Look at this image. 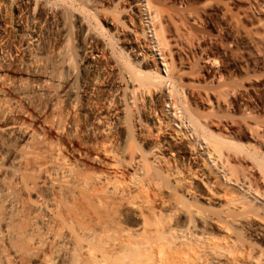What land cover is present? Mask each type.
<instances>
[{"label": "bare ground", "instance_id": "1", "mask_svg": "<svg viewBox=\"0 0 264 264\" xmlns=\"http://www.w3.org/2000/svg\"><path fill=\"white\" fill-rule=\"evenodd\" d=\"M124 1L116 0L112 20L103 25L89 13L81 16L71 0H0V264H264L262 123L248 115L236 129L220 114L203 113L212 109L210 93L196 96L187 85V97L184 77L175 81L171 53L167 62L156 50L153 70L140 43L125 37L134 62H115V89L85 127L103 138L86 163L24 124L23 103H31L35 91L21 75L31 71L45 78L39 97L53 112L52 125L63 129V111L82 91L76 70L86 73L103 55L97 35L108 33L110 47L120 44ZM12 7L17 23L8 32L2 16ZM155 35L157 48L168 44L162 32ZM50 57L68 73L65 80L54 77L55 87ZM122 107L131 141L124 161L112 146ZM137 131L150 142L147 151L135 142Z\"/></svg>", "mask_w": 264, "mask_h": 264}, {"label": "rangeland", "instance_id": "2", "mask_svg": "<svg viewBox=\"0 0 264 264\" xmlns=\"http://www.w3.org/2000/svg\"><path fill=\"white\" fill-rule=\"evenodd\" d=\"M47 1L51 4L58 2V0ZM71 1L73 7L81 10L79 12L81 16L84 17V13H89V16L98 17L103 25H106L105 21L112 20V14L117 8L116 0ZM125 1V5L129 3V7L126 9V13L120 15L125 26L117 34L120 44H116V46H113L114 43L112 44L113 48L115 47L112 55L108 33H104L105 36H103L95 30L99 33L95 44L104 52L103 55L91 62V67L86 73L76 70L77 85H82V91L77 96L74 107L63 111V129H58L55 124L52 125L53 112L46 107L48 103L46 99L39 97L38 84L45 78L31 71L21 75L35 91L34 100L31 103H23L22 120L31 131L42 139L59 145L68 158L86 163L94 154V146L97 142H102L103 138L90 136L85 132V127L99 113H102L100 110L101 100L115 89L114 82L117 69H119V65L115 62L119 60L118 57L128 61L132 59H130L131 56L129 57L130 54H127L128 50L125 44L127 37L134 41L137 40L136 44L140 43L137 45L142 49L141 54H147L146 57L148 56L149 60L146 62L148 61L147 63L153 70L155 66L152 63V61L154 62L153 56L158 59L159 53H164L163 55L169 62L168 52L173 55L171 58L175 59L176 69H181L180 71L175 69V78L178 75L175 81L180 82V78L184 77L182 85L185 84V88L187 87L184 90L186 92L192 90L193 94L196 92L194 94L196 96L197 92L199 95L206 94V91L207 94L210 93L209 99L211 102L213 101L212 109L211 107L209 109L208 106L203 108L204 110L201 109L204 111L200 110L201 112L215 113L217 116L220 114L221 119L224 118L223 122L230 127L236 126V129L242 125L240 123L245 122L244 119L249 115L253 118L256 117L262 123L261 130L264 128V0H152L149 5L146 0ZM7 11L2 16L4 29L8 32L14 31L17 23L15 10L12 7ZM90 21L86 20V23H91L94 26L95 21L92 19ZM143 29L145 33L141 32ZM155 31L156 33L157 31L162 32L161 37L164 36L163 39H165V42L162 40L163 43H168L162 44L164 47L167 46L166 49L163 46L156 47ZM169 44L170 46H168ZM76 47V39L73 38L69 47L73 56L76 53ZM182 57L184 58L180 60ZM75 58L73 59L74 66H76ZM129 62L133 63L134 61ZM46 63L47 71L51 77V87L57 85V82L54 81L55 76L60 75L61 80L67 78V69L59 62L50 57L46 58ZM201 69L210 72H204ZM198 70L200 75L204 73L203 75L206 77L203 76L205 77L203 78L197 74ZM7 74L12 77L16 76L13 70H9ZM187 85L191 88L190 90ZM208 85L211 89L208 88ZM199 86L204 90H201ZM206 88L208 90H205ZM190 93L191 91L186 93L188 98H190ZM9 97L18 100V96L12 92L9 93ZM213 108L215 109L213 110ZM121 109L120 121L115 122L116 130L112 135V146L118 157L124 161L127 158L126 153L131 141L124 132L125 125L122 120L124 107ZM249 109L252 113H248ZM211 110L214 112H210ZM134 139H136L135 142L140 139L139 143H136L141 151L150 149V142L139 136L138 131ZM127 171L131 173V169L127 168Z\"/></svg>", "mask_w": 264, "mask_h": 264}]
</instances>
